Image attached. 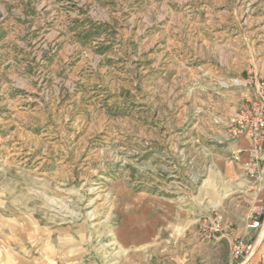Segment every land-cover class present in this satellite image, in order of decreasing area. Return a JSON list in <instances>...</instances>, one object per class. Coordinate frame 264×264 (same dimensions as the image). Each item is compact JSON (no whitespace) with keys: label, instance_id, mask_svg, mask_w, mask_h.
Segmentation results:
<instances>
[{"label":"rangeland","instance_id":"374dc122","mask_svg":"<svg viewBox=\"0 0 264 264\" xmlns=\"http://www.w3.org/2000/svg\"><path fill=\"white\" fill-rule=\"evenodd\" d=\"M261 81L264 0H0V264H114L116 188H181Z\"/></svg>","mask_w":264,"mask_h":264},{"label":"crops","instance_id":"0c3cea01","mask_svg":"<svg viewBox=\"0 0 264 264\" xmlns=\"http://www.w3.org/2000/svg\"><path fill=\"white\" fill-rule=\"evenodd\" d=\"M228 110L225 115L231 114L233 108ZM215 111L213 117L218 114ZM212 118L207 121L208 128H196L198 156L191 160V174L185 173V159L182 161L184 172L178 176L181 188L174 190L153 183L136 190L116 188L114 264H260L264 254V157L262 181L255 189L243 170L251 149L249 139L241 136L228 140L227 129L214 124ZM180 140L183 142L178 145L185 147V137ZM237 151L240 161L232 159V153ZM155 156L150 154L153 161ZM253 206L261 207L258 229L248 228V212ZM212 211L222 216L228 237L209 240L200 234V220ZM231 236L242 237L253 245L254 251L246 262L229 261ZM23 239L29 240V236L23 235ZM48 243L49 257L55 261V245L50 240Z\"/></svg>","mask_w":264,"mask_h":264},{"label":"built area","instance_id":"2783aa9c","mask_svg":"<svg viewBox=\"0 0 264 264\" xmlns=\"http://www.w3.org/2000/svg\"><path fill=\"white\" fill-rule=\"evenodd\" d=\"M251 86V85H250ZM228 140L246 136L251 144V149L243 163L245 176L251 181L253 188L258 189L262 181V160L264 157V81L254 85L249 103L240 109L231 120L228 130ZM234 161H240V152L232 153ZM261 207L253 206L248 212V228H260L259 213ZM198 229L200 234L209 240L222 239L229 236L222 216L218 211H212L207 217L200 220ZM254 251L253 245L242 237L231 236L229 244V261L242 260L246 262ZM260 264H264V254Z\"/></svg>","mask_w":264,"mask_h":264}]
</instances>
